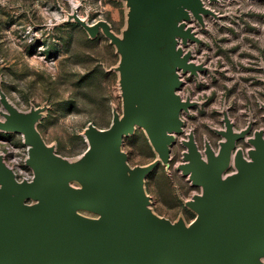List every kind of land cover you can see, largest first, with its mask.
Segmentation results:
<instances>
[{
	"label": "water",
	"instance_id": "water-1",
	"mask_svg": "<svg viewBox=\"0 0 264 264\" xmlns=\"http://www.w3.org/2000/svg\"><path fill=\"white\" fill-rule=\"evenodd\" d=\"M128 30L115 34L105 20L99 27L121 54L123 114L109 127L90 125L83 157L69 161L47 145L36 128L38 110L20 112L1 91L6 108L0 127L21 132L34 176L18 181L0 158V264H264V136L249 137L248 156L236 149L226 118L225 140L205 157L190 135L179 164L202 187L188 205L196 211L187 225L154 215L144 192V176L155 163L129 169L120 151L125 135L143 127L164 163L170 161L173 132L188 106L176 89L178 69L194 70L177 46L192 36L185 28L189 11L204 10L200 0H127ZM235 171L226 174L231 156ZM77 179L80 187L71 181ZM32 199V203L26 202ZM98 214L88 217L79 212Z\"/></svg>",
	"mask_w": 264,
	"mask_h": 264
},
{
	"label": "rangeland",
	"instance_id": "rangeland-1",
	"mask_svg": "<svg viewBox=\"0 0 264 264\" xmlns=\"http://www.w3.org/2000/svg\"><path fill=\"white\" fill-rule=\"evenodd\" d=\"M204 10L184 19L192 36L179 37V48L194 70L180 68L176 89L188 102L180 111V131L173 132L170 161L164 163L146 130L136 125L120 151L131 170L155 163L143 179L151 212L189 224L196 211L188 205L202 187L179 164L190 135L205 155L225 139L226 118L235 132L236 149L248 156L249 137L264 136V0H201ZM127 0H0V121L7 101L20 112L39 111L36 128L63 158L77 162L88 147L86 129L110 126L123 114L121 54L103 29L91 33L83 23H109L120 38L128 30ZM28 144L21 132L0 127V158L18 181L31 179ZM235 171L231 163L226 174ZM71 184L80 187L74 179ZM26 202L32 203V199ZM88 217L98 214L89 209ZM264 263V255L260 257Z\"/></svg>",
	"mask_w": 264,
	"mask_h": 264
},
{
	"label": "built area",
	"instance_id": "built-area-1",
	"mask_svg": "<svg viewBox=\"0 0 264 264\" xmlns=\"http://www.w3.org/2000/svg\"><path fill=\"white\" fill-rule=\"evenodd\" d=\"M178 42H179V37L177 38V46L179 47V43ZM178 75H179V78H180L179 70H178ZM176 93H178L177 90H176ZM32 179H33V177L31 179L26 180V181H31Z\"/></svg>",
	"mask_w": 264,
	"mask_h": 264
},
{
	"label": "bare ground",
	"instance_id": "bare-ground-1",
	"mask_svg": "<svg viewBox=\"0 0 264 264\" xmlns=\"http://www.w3.org/2000/svg\"><path fill=\"white\" fill-rule=\"evenodd\" d=\"M200 1H201V0H200ZM189 12H190V11H189ZM86 139H87V137H86ZM224 140H225V139H224ZM87 142H88V146H89V141H88V139H87ZM233 155H234V154L232 153L230 163H233ZM82 157H83V155H82ZM82 157H81V158H82Z\"/></svg>",
	"mask_w": 264,
	"mask_h": 264
}]
</instances>
